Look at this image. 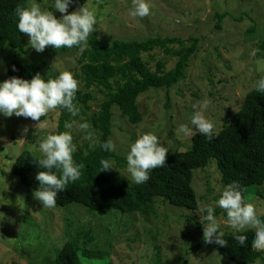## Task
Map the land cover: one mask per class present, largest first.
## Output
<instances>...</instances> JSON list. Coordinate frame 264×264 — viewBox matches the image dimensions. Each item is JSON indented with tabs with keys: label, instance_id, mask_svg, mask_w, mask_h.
Wrapping results in <instances>:
<instances>
[{
	"label": "rangeland",
	"instance_id": "374dc122",
	"mask_svg": "<svg viewBox=\"0 0 264 264\" xmlns=\"http://www.w3.org/2000/svg\"><path fill=\"white\" fill-rule=\"evenodd\" d=\"M36 2L42 10L53 11L55 18L60 17L61 14L52 7V0ZM147 2L150 14L137 19L127 14L130 0H88L85 5L89 4L87 8L97 19L88 40L95 37L101 44L114 39L176 37L183 46V43L189 45V37L197 38V49L188 61L184 78L168 90L150 89L138 97L142 116L139 124L130 125L116 107L112 109V150L124 158L130 143L141 133L156 135L167 151L188 148L192 135L184 136L178 127L182 124L193 127L190 124L193 106L198 107L204 99L211 102L206 116L218 131L236 113L254 82L264 76V58L256 59L255 56L257 42L264 39V0ZM78 9L67 10L65 14ZM221 15L223 17L217 20L216 16ZM175 47L179 46L175 44ZM80 53L77 48L51 47L37 53L26 37L23 54L15 55L9 48L0 49V82L8 79L7 62L10 60L21 64L43 61L40 75L45 79H54L62 71L73 74ZM174 60L168 58V64L172 65ZM151 68H154L153 63ZM92 109L97 110L93 103ZM61 113L62 108L58 107L41 117L43 128L30 118L0 116V264H53L67 241L95 252H106L107 258L102 264H235L222 257L214 245L205 243L195 226L194 220L202 229L200 217L205 213V206H211L218 209L215 217L218 230L226 235L233 234L224 223L225 213L215 205L221 183L212 159L204 170L194 172L192 186L198 201L195 212L160 204L159 212L161 216L165 215L160 219L135 213L90 212L78 204L66 208L43 207L34 199L33 190L21 186L10 170L14 159L24 151L40 158L32 146L37 139L59 133ZM24 127L28 128L27 134L21 132ZM65 131H70L76 147L85 139L75 127ZM196 132L193 128L192 134ZM112 170L116 182L134 184L125 168L121 170L113 164ZM253 187L244 202L252 203L257 219L264 221V184L261 185V197L254 195L256 186ZM75 231L80 234L76 236ZM263 259L264 256L254 264H264ZM81 260L83 264H89L87 257Z\"/></svg>",
	"mask_w": 264,
	"mask_h": 264
},
{
	"label": "trees",
	"instance_id": "16d2710c",
	"mask_svg": "<svg viewBox=\"0 0 264 264\" xmlns=\"http://www.w3.org/2000/svg\"><path fill=\"white\" fill-rule=\"evenodd\" d=\"M28 1L0 0V49L9 48L15 55L24 53L27 35L17 32L14 10L27 7ZM87 1L71 0L67 10L87 8ZM222 17L216 16L217 20ZM215 27L218 28V25ZM187 42L189 45L183 43L182 46L181 40L176 37H153L145 40L114 39L101 44L99 39L91 37L80 53L73 72L74 79L78 81L73 101L78 115L72 117L62 108L58 132L65 131V122L76 120L87 122L96 140H110L114 107L130 125L139 124L142 116L137 104L138 97L150 89L168 90L184 78L188 61L197 49V38L189 37ZM175 44L179 47H175ZM160 54L164 56L163 59ZM255 56L256 59L264 58V39L257 42ZM168 58L175 59L172 65L168 64ZM152 63L154 68H151ZM13 67L15 71H12ZM43 67V61L21 64L10 60L7 62V78L30 80L34 74H41ZM92 103L97 107L96 111L92 109ZM80 116L83 119L79 120ZM80 134L85 135L83 132ZM76 149L73 160L83 165L81 175L79 180L66 184L64 190L57 193V208L78 204L90 212L135 213L160 219L165 216L159 212L160 204L166 208L173 206L195 212L198 201L192 186L194 172L204 170L211 159L216 163L221 189L226 184L237 182L242 189V202L245 203L247 192L251 193L255 188L253 186H256L254 195L261 197V185L264 184V93H258L254 88L247 91L236 113L216 131L214 139L208 140L198 132L193 133L190 146L184 150L168 151L165 165L152 169L148 181L143 184L118 183L113 179L112 169L100 171L101 159L113 161L121 170L125 168V158L119 157L113 150L102 151L98 145L92 146L88 139L82 140ZM38 159L24 151L14 159L10 170L21 186L33 191L38 186L34 176L37 171L43 170L35 164ZM53 171L59 175L58 170ZM217 213L218 209H214V217H217ZM194 221L202 233L197 221ZM75 232L76 236L80 234V231ZM239 234L245 236L243 246L237 244L233 234L226 235V232L220 236L224 241L223 246L211 245L222 257L235 264L259 261L264 252L251 249L254 231L244 230ZM106 255L104 251L95 252L67 241L53 264H83L81 259L84 257L89 259V264H102Z\"/></svg>",
	"mask_w": 264,
	"mask_h": 264
},
{
	"label": "clouds",
	"instance_id": "9594fccd",
	"mask_svg": "<svg viewBox=\"0 0 264 264\" xmlns=\"http://www.w3.org/2000/svg\"><path fill=\"white\" fill-rule=\"evenodd\" d=\"M70 3L71 0H52L54 11L61 14L59 18L54 17L53 11L42 10L36 0H31L27 7H17L14 10L17 32L27 35L28 44L37 53L43 52L46 47L77 48L83 52L89 35L95 30L97 19L86 7L65 14ZM127 14L133 19L146 17L150 14V4L147 0H130ZM12 71H15L14 67ZM77 87L78 81L69 71L60 72L54 79L42 78L39 73L34 74L30 80L10 77L0 82V116L30 118L39 122L42 128L45 125L40 118L58 107L65 109L72 117H76L78 108L73 101ZM253 88L258 93H264V76H260L254 82ZM210 103L209 100L204 99L198 107L194 105L190 117V124L193 127L182 124L178 127V131L184 136H190L194 128L205 139H214L215 125L206 116ZM73 127L83 132L85 139L90 140L92 146L98 145L102 151H112L111 140L104 142L96 140L87 122L71 120L64 124L65 129ZM21 132L27 134L28 128H22ZM32 147L40 154L35 164L43 169L37 171L34 176L38 186L32 195L43 207H54L57 193L63 191L66 184L80 178V169L83 165L76 164L73 160V153L77 150L76 145L73 143L70 131H64L37 139ZM167 152L156 135L150 132L141 133L134 142L130 143L125 157V172L131 182L137 185L147 182L152 169L165 165ZM113 163L109 159H101L100 171L112 169ZM54 169L59 171V175L53 171ZM241 192V186L237 182L226 184L219 190L215 205L225 213L224 223L232 230L237 244L240 246L245 244V236L239 233L251 229L254 230L251 249L264 252V221L257 219V211L252 203L242 202ZM205 211L206 214L200 217L203 241L223 246L224 241L220 238L223 233L218 230L213 207L205 206Z\"/></svg>",
	"mask_w": 264,
	"mask_h": 264
}]
</instances>
